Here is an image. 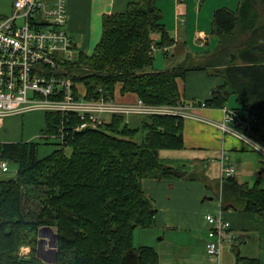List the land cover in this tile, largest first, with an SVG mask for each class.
<instances>
[{"label":"trees","instance_id":"1","mask_svg":"<svg viewBox=\"0 0 264 264\" xmlns=\"http://www.w3.org/2000/svg\"><path fill=\"white\" fill-rule=\"evenodd\" d=\"M156 3L139 0L126 11L105 17L93 54L80 53L66 75L81 84L88 99H115L120 84L123 95L133 93L148 104L175 106L182 103L177 79L189 71L213 68L225 83L204 102L224 109L232 94L239 96L244 108L233 110L257 116L256 140L264 147V0H242L236 12L217 11L212 35L218 46L205 57V64L184 62L163 72L153 70L151 34H161L163 47L172 41ZM55 118L45 115L43 135L57 132V125L47 124ZM144 119L141 143L134 141L140 130L116 116L98 130L69 133L68 147L44 158L39 156L43 143H0V162L17 168L14 179L0 180V264L37 263V233L44 226L57 229V264H127L130 255L137 264H159L153 248H133L135 230L150 228L156 214L142 182L186 177L159 159L160 150L184 148V125L171 117ZM65 128L71 131L70 126ZM221 202L224 210L264 217L259 182L238 185L233 178L225 179ZM31 203L40 207L38 212L29 210ZM24 245L32 251L28 261L20 256ZM237 262L259 264L240 256Z\"/></svg>","mask_w":264,"mask_h":264},{"label":"crops","instance_id":"2","mask_svg":"<svg viewBox=\"0 0 264 264\" xmlns=\"http://www.w3.org/2000/svg\"><path fill=\"white\" fill-rule=\"evenodd\" d=\"M138 1L66 0L68 14L66 31L73 40L77 52L76 59L80 53L88 56L93 54L101 41L105 17L122 13L127 10L130 4ZM241 1L157 0L156 6L162 15L161 22L165 26L172 44L163 47L161 34H151L153 45L157 47V50H161L164 55L162 58L160 54L157 57L154 54L153 70L163 72L184 62L190 64L192 59L195 63L204 61L205 57L211 54L209 49L212 40L216 43L214 51L218 46L217 38L212 35L215 13L223 9L236 12ZM194 49H205V51L197 53ZM192 54L195 57L191 58ZM198 55L200 56L196 57ZM176 62L177 64H174ZM210 73L207 70L189 71L184 78L177 79L182 103L193 100L204 102L212 99L213 92L222 87L225 80L217 74ZM122 87L123 85L120 84L116 87L115 99L117 101L134 103L139 99L133 93L123 95L121 93ZM195 114L199 118L192 117L183 120L184 148L159 151L161 164L185 173L186 177L153 178L145 179L142 182L145 197L152 203L156 214L154 223L150 228L135 230L133 248L137 250L144 247L153 248L159 256V264H238L239 256L258 260L259 264H264V217L259 214L236 211L233 208L223 209L221 202L222 185L225 179H221V157L224 155L228 162H231L230 154L238 153L234 156L237 158V174L233 178L238 185L250 184L240 182L237 177L251 179L256 173L258 177H264V163L255 164L252 159L244 157L242 152L248 153L251 150L243 142L223 135L216 126L210 123V121L219 122L223 119L222 109L207 106L206 108H198ZM19 117L24 118L28 124L38 127L37 129L42 128L43 130L45 127V115L43 113H27L7 119ZM42 119H44V123H41ZM5 123L6 121L0 127V131L5 128ZM37 129H34L30 136L26 137L25 142L21 143L38 142V140H32L38 135ZM139 130V132L142 131L141 128ZM19 142V139H10V132L7 131L3 134L0 132L1 144H21ZM194 173L200 176L198 180L186 179L188 174ZM5 174L8 173H3L0 170V180L8 178V175ZM212 186L214 187L213 197L208 190ZM204 195H207L205 201H215L216 204L204 205L200 203L201 197ZM208 214L222 215L231 224V230L228 233L229 238L223 243L220 256L217 258L209 257L206 251L209 226L205 217ZM137 230L143 231L137 233ZM135 234H139L137 246ZM159 236H161L159 241L168 244V251L159 250L152 244V240L156 241ZM174 237L180 241L185 249L186 259L180 260V257L174 256L173 252L177 248H181L172 242ZM253 241V246L246 252L248 254L242 256V250L239 247H246ZM37 242L36 259L38 262L35 264H57L55 260V253L57 254L58 249L57 230L54 227H41L37 233ZM27 248L25 255L20 254L26 261L30 260L32 255L31 248ZM231 248H233L232 251ZM234 249L235 255L233 254ZM128 262L137 264V259L130 255L127 258Z\"/></svg>","mask_w":264,"mask_h":264},{"label":"built area","instance_id":"3","mask_svg":"<svg viewBox=\"0 0 264 264\" xmlns=\"http://www.w3.org/2000/svg\"><path fill=\"white\" fill-rule=\"evenodd\" d=\"M67 23L66 0H14L11 15L0 17V127L8 117L29 112L54 115L57 121L52 119L47 124L57 125V132L40 138L57 141L62 149L69 133L98 130L106 123V116L122 117L124 121L130 117L184 120L199 118L195 111L207 107L197 100L159 106L141 99L134 103L104 97L88 99L81 84L66 75L67 66L78 60L66 31ZM156 51L157 47L152 45L151 55ZM222 110L223 119L210 123L223 135L237 138L251 151L264 155V147L256 140L254 131L257 116L227 107ZM66 126L71 127L70 132ZM221 163V179L234 178L237 167L224 155ZM0 170L9 173V163L1 161ZM205 219L209 226L207 255L217 258L229 238L231 224L222 215L208 214Z\"/></svg>","mask_w":264,"mask_h":264},{"label":"rangeland","instance_id":"4","mask_svg":"<svg viewBox=\"0 0 264 264\" xmlns=\"http://www.w3.org/2000/svg\"><path fill=\"white\" fill-rule=\"evenodd\" d=\"M13 2L14 0H0V17L1 16H9L11 15L12 13V10H13ZM103 34V33H102ZM102 38V37H101ZM216 47V43L211 42V47H210V52L213 53L214 52V49ZM195 52H199V51H205L204 50H198V49H194ZM162 51L161 50H157L155 52V57H157V55H161L162 58H164V55L161 53ZM200 55L196 56V57H199ZM191 57V56H190ZM195 57L193 54H192V57L193 58ZM180 63V62H179ZM174 64H177L174 63ZM190 64H193L195 67H198V65H204L205 64V61H200L199 63H195L194 62V59H192L190 61ZM157 68H160V67H157ZM207 71L211 72L210 74H217V75H220V73H218L216 70H214L213 68H209ZM217 79V78H216ZM239 96H237L236 94H232L230 97H229V100L227 102V107L230 108V109H237V108H240V109H243L244 106L240 104L239 102ZM35 113H39V114H42V112L40 111H34ZM34 112H29V113H34ZM44 119H42L41 123H44L43 121ZM146 120V119H142V118H139V117H130L128 119L125 120L126 123H130L129 124V127L131 129H135V128H141L142 126V122ZM6 121V126L4 129H2L0 132L3 134V133H6L7 131L10 132V139H13V140H17L19 139V143L21 142H25L26 140V137L27 136H30L31 132L34 130V129H37L38 127H34L33 125L31 124H28L27 121L22 117H19V118H9ZM105 122L106 123H109L111 122V118L109 116H106L105 117ZM8 125V126H7ZM10 125V126H9ZM42 128L41 129H37V137L32 139V140H38V142L40 143H43V146H41L40 148V153H39V156L41 158H44L46 157L47 155L51 154L54 150L56 149H60L61 147L60 146H57L55 144H57L58 142L57 141H52V140H41L40 137L43 136L42 134ZM231 137L232 139L236 140V141H239L241 142L239 139L237 138H234L232 136H229ZM144 138V133L141 131L139 132L136 137L134 138V141L135 142H142ZM66 154L67 155H70L71 154V150L68 148L66 149ZM238 153L235 152V153H231L230 155V158H231V162L233 165L236 166V160L237 158L234 157L236 156ZM242 155L246 158H249V159H252L255 164H260V162H263L264 163V155L262 154H259L257 152H254V151H249L248 153H245V152H242ZM230 162V161H229ZM230 162V163H231ZM10 172L8 174H5V175H8L7 179H4V180H11V179H14V176L16 175V166L14 164H10ZM221 169H222V163H221ZM198 178H200L199 175H195L194 174H188V177L186 179L188 180H198ZM240 182H243V183H249L250 185H253L255 182H258L260 183V186L262 188H264V177H258V174L256 173L255 176L251 179H245L244 177H237ZM201 180V179H200ZM205 181V180H203ZM202 181V182H203ZM190 182V181H189ZM206 182V181H205ZM204 186V185H203ZM211 193H212V197L214 195V187L212 186V188H209L208 189ZM207 195H204L203 197H201V200H200V203L204 204V205H211V204H216V202H208V201H205V197ZM39 204V203H38ZM28 206H30L29 210L31 211H35V212H38L37 209H40L39 206H37V204H29ZM48 227V226H47ZM55 228V227H54ZM56 229V228H55ZM57 230V229H56ZM139 231H143V230H137V233H139ZM194 235V233H193ZM176 236V235H175ZM135 238H136V246L137 244H139V234H135ZM159 239H161V236L157 237L156 238V241L155 240H152V244L154 246H156L159 250H166L168 251V244L167 243H162L161 241H159ZM53 242V241H52ZM172 242H174L176 245H179L181 246V248H177V250L175 252H173L174 256H178L180 257V260L182 259H186V251L185 249L183 248V246L180 244V241L177 240L175 237L173 238ZM53 244V243H52ZM254 244V241L250 244V245H247L246 247L244 246H240L239 248L242 250V256H245V254H248L246 253L248 250H250V248L253 246ZM54 245V244H53ZM27 246L24 245V247L22 248V251L21 252H24L27 251ZM233 248H231V251H232ZM235 249L233 250V254L235 255ZM250 254V253H249Z\"/></svg>","mask_w":264,"mask_h":264},{"label":"water","instance_id":"5","mask_svg":"<svg viewBox=\"0 0 264 264\" xmlns=\"http://www.w3.org/2000/svg\"><path fill=\"white\" fill-rule=\"evenodd\" d=\"M55 260L57 261V254L55 253Z\"/></svg>","mask_w":264,"mask_h":264},{"label":"flooded vegetation","instance_id":"6","mask_svg":"<svg viewBox=\"0 0 264 264\" xmlns=\"http://www.w3.org/2000/svg\"><path fill=\"white\" fill-rule=\"evenodd\" d=\"M127 264H132L131 262H128Z\"/></svg>","mask_w":264,"mask_h":264}]
</instances>
